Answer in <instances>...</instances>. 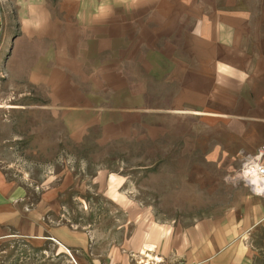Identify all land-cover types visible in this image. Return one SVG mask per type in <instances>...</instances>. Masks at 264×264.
Wrapping results in <instances>:
<instances>
[{
    "label": "crops",
    "instance_id": "1",
    "mask_svg": "<svg viewBox=\"0 0 264 264\" xmlns=\"http://www.w3.org/2000/svg\"><path fill=\"white\" fill-rule=\"evenodd\" d=\"M14 2L17 31L0 9V86L9 94L44 102L46 91L53 109L90 120L81 126L144 127L153 116V125L164 127L167 115H199L215 127L218 143L231 137L224 155L241 160L263 151L264 165V0H63L61 10L48 0ZM52 194L30 205L0 173V244L48 243L57 256L71 254L69 264H100L88 253L87 233L48 220ZM251 199L242 218L217 221L211 234L207 227L194 249L186 231H157L152 241L138 233L131 248L107 250H151L154 257L176 250L187 263L254 264L239 241L224 248L264 223V198ZM81 251L92 259L85 262ZM127 262L111 254L104 264Z\"/></svg>",
    "mask_w": 264,
    "mask_h": 264
},
{
    "label": "rangeland",
    "instance_id": "2",
    "mask_svg": "<svg viewBox=\"0 0 264 264\" xmlns=\"http://www.w3.org/2000/svg\"><path fill=\"white\" fill-rule=\"evenodd\" d=\"M47 4L51 10L65 6L63 0ZM0 9L11 14L17 31L14 0H0ZM40 97L25 102L0 86V173L30 205L52 192L54 200L49 198L56 204L48 220L87 233L93 249L88 253L100 264L111 254L115 260L127 259V264L142 258L196 264L194 258L187 263L175 256L176 250H161V256L152 259L151 250L107 249L131 248L129 242L136 243L138 233L152 241L150 235L157 231L163 236L171 231L172 237L186 231L194 249L207 227L211 234L217 221L222 225L231 217L242 218L254 203L249 189L231 180L240 167L239 157L224 155L233 149L231 137L226 134L218 143L215 127L205 126L199 115H167L164 127L154 126L153 116L145 119L144 127L81 126L90 120L53 109L46 91L44 102ZM235 241L254 264H264V223L241 238L226 240L224 248L230 250ZM56 253L48 243L36 248L10 239L0 244V264L72 261L71 254ZM82 259L92 256L83 254Z\"/></svg>",
    "mask_w": 264,
    "mask_h": 264
},
{
    "label": "built area",
    "instance_id": "3",
    "mask_svg": "<svg viewBox=\"0 0 264 264\" xmlns=\"http://www.w3.org/2000/svg\"><path fill=\"white\" fill-rule=\"evenodd\" d=\"M263 151L255 155L243 156L240 167L232 176V181H238L249 189L252 194L264 198V165L262 164ZM263 189H256L257 186Z\"/></svg>",
    "mask_w": 264,
    "mask_h": 264
},
{
    "label": "bare ground",
    "instance_id": "4",
    "mask_svg": "<svg viewBox=\"0 0 264 264\" xmlns=\"http://www.w3.org/2000/svg\"><path fill=\"white\" fill-rule=\"evenodd\" d=\"M256 189H263V188H261L259 185L256 187ZM146 245V244H145ZM148 247H150V246H148ZM143 248V247H142ZM143 250V249H142ZM140 252V251H139ZM150 253V252H149ZM141 254V253H140ZM148 254V253H147ZM152 259H154V257L152 256ZM155 260H157L158 261V259L156 258V259H154V261ZM160 262V261H159ZM157 263V262H156ZM161 264V263H160Z\"/></svg>",
    "mask_w": 264,
    "mask_h": 264
}]
</instances>
